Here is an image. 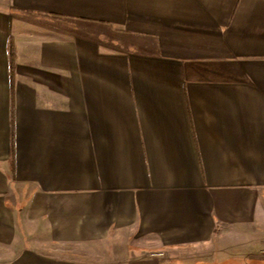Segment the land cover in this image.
Wrapping results in <instances>:
<instances>
[{"label":"crops","instance_id":"obj_1","mask_svg":"<svg viewBox=\"0 0 264 264\" xmlns=\"http://www.w3.org/2000/svg\"><path fill=\"white\" fill-rule=\"evenodd\" d=\"M0 264H264V0H0Z\"/></svg>","mask_w":264,"mask_h":264},{"label":"trees","instance_id":"obj_2","mask_svg":"<svg viewBox=\"0 0 264 264\" xmlns=\"http://www.w3.org/2000/svg\"><path fill=\"white\" fill-rule=\"evenodd\" d=\"M9 56H10V62L13 60V53L10 52V49H9Z\"/></svg>","mask_w":264,"mask_h":264}]
</instances>
